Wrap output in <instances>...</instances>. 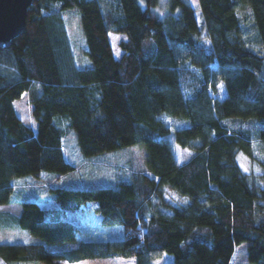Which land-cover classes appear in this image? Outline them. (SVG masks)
<instances>
[{
    "label": "trees",
    "instance_id": "1",
    "mask_svg": "<svg viewBox=\"0 0 264 264\" xmlns=\"http://www.w3.org/2000/svg\"><path fill=\"white\" fill-rule=\"evenodd\" d=\"M33 0L22 32L0 47V206L12 180L66 174L67 125L86 159L140 144L144 172L116 187H52L64 213L85 209L90 226H119L122 238L78 241L79 228L26 201L19 228L50 245L0 244V263L59 264L133 258L154 264H229L245 243L264 264V165L249 174L241 157L264 142V0ZM248 9L249 17L242 14ZM76 9L89 64L71 52L65 14ZM203 32V37L200 35ZM125 37L115 57L109 34ZM30 92L35 128L14 101ZM186 119L176 127L162 116ZM178 146L191 152L179 163ZM247 155V156H246ZM168 189L175 197L165 199Z\"/></svg>",
    "mask_w": 264,
    "mask_h": 264
},
{
    "label": "rangeland",
    "instance_id": "2",
    "mask_svg": "<svg viewBox=\"0 0 264 264\" xmlns=\"http://www.w3.org/2000/svg\"><path fill=\"white\" fill-rule=\"evenodd\" d=\"M156 8L161 16L166 11V1L158 0ZM194 8L197 20H200V11L197 0H189ZM246 19L249 17L248 9L242 10ZM66 32L69 39L70 49L79 64H89L85 55L86 43L79 25V15L76 9H72L65 14ZM203 37V32H200ZM110 45L115 57H119L121 49L119 43L125 39L120 34H109ZM14 109L22 122L35 128V122L31 115L30 92H24L14 101ZM168 123L176 127L187 126L186 119L162 116ZM62 133V147L64 158L74 166V169L66 174H55L53 172H41L37 176H22L12 180L13 193L10 201L6 205L0 206V244H43L50 252H61L75 246L72 245H50L30 235L26 230L19 228L16 217L21 211V204L26 201H34L49 214L54 217H65L75 222L79 228L78 241H108L122 238V228L119 226H90L86 223L85 209L68 210L65 213L60 210L55 201L52 187H116L121 182L130 179L131 174L144 172L146 152L140 144L125 146L117 150L105 152L99 156L86 159L79 151L74 131L67 125L59 127ZM174 154L179 163L186 162L191 157V152L178 146L174 147ZM247 156V155H246ZM253 157H241L240 165L245 172L251 174L260 173L264 165V142L256 141L253 145ZM165 199L172 196L173 192L168 189L164 191ZM171 197V198H172ZM59 264H134L133 258H104L87 259L70 263L66 260H58ZM170 257L163 256L156 260L154 264H169ZM2 264V263H0ZM23 264H45L34 261ZM229 264H254L248 261L246 244L241 243L234 247Z\"/></svg>",
    "mask_w": 264,
    "mask_h": 264
},
{
    "label": "water",
    "instance_id": "3",
    "mask_svg": "<svg viewBox=\"0 0 264 264\" xmlns=\"http://www.w3.org/2000/svg\"><path fill=\"white\" fill-rule=\"evenodd\" d=\"M33 0H0V47L8 46L25 27L27 8Z\"/></svg>",
    "mask_w": 264,
    "mask_h": 264
}]
</instances>
